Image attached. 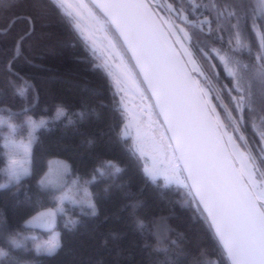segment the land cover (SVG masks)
<instances>
[{"label":"snow or ice","instance_id":"snow-or-ice-1","mask_svg":"<svg viewBox=\"0 0 264 264\" xmlns=\"http://www.w3.org/2000/svg\"><path fill=\"white\" fill-rule=\"evenodd\" d=\"M87 19L106 29L102 55L85 27ZM58 22L66 23L72 39L79 35L85 41L91 68L60 72L53 67L52 75L37 80L21 58L31 64L24 57L28 51L63 64L64 42L48 30ZM0 31L10 38L0 43V112L8 114L0 118L7 128L0 199L13 208L43 209L25 224L50 233L47 239L22 235L0 211V264L55 260L65 250V233L56 227L62 224L67 233L94 241L101 224L113 221L120 222V230H109L95 251L114 259L89 258L86 264H222L202 260L208 252L226 255L230 264H264V0H92L91 5L85 0H0ZM113 67L122 70L123 79L114 81L120 91L148 93L154 101L147 110L151 136L143 121L128 113L123 96L118 105L113 99L123 127L112 123L113 109L103 99L89 107L91 97L109 90L99 72L112 78ZM54 85L66 86L79 100L78 119L64 124L73 136L84 137L75 145L63 143V137L45 144L38 135L53 132L67 117ZM42 97L45 104L53 102L50 117L47 107L38 110ZM117 127L121 132L113 141L109 133ZM21 133L26 138L17 140ZM122 137L132 141L127 152L138 186L132 175L122 179L129 169L107 156L116 146L124 150ZM52 151L70 152L79 165L73 169L65 161L49 160L46 169L40 167L37 153ZM69 177L74 178L69 182ZM101 182L104 187L93 191ZM172 186L175 199L162 191ZM150 191L164 205H157L158 212L167 214L154 210L146 223L138 212ZM109 196L116 211L90 226ZM176 204L186 216H176ZM172 219L177 227L169 223ZM138 239L144 241L140 262L131 251ZM18 250L32 253L31 258L22 260Z\"/></svg>","mask_w":264,"mask_h":264},{"label":"trees","instance_id":"trees-1","mask_svg":"<svg viewBox=\"0 0 264 264\" xmlns=\"http://www.w3.org/2000/svg\"><path fill=\"white\" fill-rule=\"evenodd\" d=\"M61 18L66 20L65 17H63V13L60 14ZM20 27V25L17 26V30ZM49 31H53L56 34V38L58 40H61L64 42L63 47V64H58L56 61L51 59L50 57H46L44 59H41L39 56L33 57L31 52L25 51L24 57H27L28 59L32 60L31 64H27L24 62V58H21V63L24 66V69L26 72H28L31 76H34L37 78V80L44 79L52 73L49 71L50 68L56 67L59 69L60 72H63L65 69H78L82 70L84 68H91V65L87 63L88 60H92L91 52L86 51L85 48V42L84 40L79 37V35L75 36V39L71 38V35L68 31L66 23H57L53 28L48 29ZM6 39H10L9 37H6V35L0 31V43H3ZM75 44V48L72 47V45ZM81 58V59H78ZM98 63V61H96ZM38 65H43V67H40ZM95 71V70H93ZM81 75H90L91 79H95V76H92L89 73L81 72ZM99 76H103V79L105 81L106 87L109 89L105 91L104 95L102 97H91L89 101V107L98 106L97 101L98 99H103L105 104L108 105L110 108L113 109L109 113L113 117L112 123L113 124H119L121 127H123L125 123V119L121 118L120 110L117 109L116 105L119 104V97L116 94L109 78L105 73L102 71L99 72ZM58 89L57 91V100L56 102L63 101L67 105V117L62 118V121L58 122L56 129L53 132L45 133L40 132L38 135L41 136L45 144H50L54 140H56L59 137H63V143L68 145H75L79 143L80 140L84 139V137H78L73 136L72 134V128L69 126L68 128L64 127V124L66 123L68 118H71L73 120L78 119V117L75 115V113L79 110L80 104L79 100L76 96V94L69 90L66 86L61 85H54ZM78 91V90H77ZM113 99L116 101V105L113 104ZM19 105H16L13 107V110L15 111ZM47 107L48 112L47 115L50 117L54 114L55 108L53 106V102L49 101L47 104L44 103V98H41V102L38 106L39 109H43ZM8 114L0 112V118H7ZM39 118L38 116H34V119ZM13 123H19V120H16L13 118ZM121 127H117L114 129V131L110 132L109 135L112 137V140L115 141L117 136L121 132ZM7 132L6 126L0 125V152L3 151L2 147V141H3V134ZM26 133H21L17 135L15 138L17 140L21 138H25ZM123 140H127V144H122V147L124 150H121V146H116L113 148V150L109 153H107L108 158L116 160L121 167H127L129 171H126L122 179H126L129 175H132L133 177V185L138 186L141 181L138 177V175H134V170H132V165L129 163L130 153L127 152V149L131 146V142L128 138H122ZM86 148V145L81 146V151H83ZM37 156L40 161V167H43L46 169L47 163L49 160L52 159H59L63 160L69 164L72 165L73 169H75L79 165V161L76 158H70L72 154L70 152H55L52 151L50 153H37ZM0 167H3L2 164H0ZM74 177H69V182ZM3 177L0 176V182H2ZM159 183L162 184L161 181ZM104 187V183H98L95 185V187L92 189L93 191L100 190ZM2 191V190H0ZM166 194L169 195L170 199H175V186H172L171 191L169 189H162ZM146 207L142 208L138 212V216L145 220L147 223L150 217V214L156 210L157 214H167L165 213H159L157 209V205L160 207H163L164 205L159 201V197L157 196L156 191H150L146 194ZM49 205H46L48 207ZM117 205L113 202L112 197L109 196L106 201L102 202L99 206V216L96 219L90 220L89 224L96 225L100 224V222L103 220V217L105 215H110L116 211ZM43 209L37 207L34 211L30 210L25 207H15L13 208L11 204H8L5 206L2 199H0V211L4 213L5 216L8 217L9 222L12 224L14 230L19 231L22 235H36L39 238L47 239L50 233L48 231H41L38 229H32V228H26L24 227V223L26 220L31 218V216H34L37 211H42ZM174 211L176 216H182L187 215V211L185 208L181 207V205L176 204L174 206ZM77 214V213H76ZM75 213L73 215H76ZM169 223L173 227H177V222L175 219H172L169 221ZM150 226V225H149ZM121 227L120 222L113 221L108 224H101L99 232L96 234L95 240L89 239L87 236L80 237V236H74L72 234H69L66 232V230L63 229L62 224L59 227H56L57 232L64 231V243H65V250L61 253L59 257H57L55 260H45L43 264H86V262L91 258L92 261H96L99 259H103L105 261H112L114 257L109 255H97L96 249L100 248V241L101 239L106 236L109 232V230L113 231H119ZM183 227L182 225L180 226ZM131 235V232H130ZM150 243H155L154 238H149ZM111 243V241H110ZM144 241L142 239H138L136 241V245L132 247L131 251L133 256L135 257V260L137 262L142 261L143 257L140 253V247L143 245ZM3 246V241L0 240V247ZM31 246V243L29 242V247ZM17 255L23 260V259H29L32 256V253H25L23 250H18ZM202 260H207L209 262L216 261L221 262L222 264H229L227 261V258L224 254H220L218 252H208L203 257H201Z\"/></svg>","mask_w":264,"mask_h":264},{"label":"rangeland","instance_id":"rangeland-1","mask_svg":"<svg viewBox=\"0 0 264 264\" xmlns=\"http://www.w3.org/2000/svg\"><path fill=\"white\" fill-rule=\"evenodd\" d=\"M73 2H74V0H69V3H73ZM85 2L89 5H91L87 0H85ZM69 11H71V9H69ZM94 11L96 12L97 19L100 20L101 24H102L103 17L96 10H94ZM84 24H85V27L91 32V34L96 39L99 54L102 55L103 50L108 45V41L105 39L106 29L104 27H101L99 24H96V22L91 20V19L85 20ZM100 62L101 61H98V63H100ZM111 71L113 73V77L112 78L108 77V78H109L116 94L119 97V101L121 99V96H123L124 97V104L127 106L128 113H130L131 115H134L138 120H142L144 123L145 133L147 135L151 136L152 127L150 124L149 112L147 110L149 109V105L153 102L147 98L148 93H146L144 96H141L139 93L135 92L134 90H129L127 88H125L123 91H120L116 86H114V81L116 79H121V80L123 79L122 74H121L122 70L118 67H113V68H111ZM121 87H123V85H121ZM151 119L154 120L155 116L152 115ZM157 127H158V125H157ZM25 138H26V136H25ZM122 138H127V137H122ZM129 140L132 144L131 139H129ZM2 145H3V141H2ZM52 160H59V159H52ZM161 182L163 183L162 180H161ZM78 211L79 210L77 209V210H75V212H72V214H74V213L76 214V213H78ZM24 227L32 228V229H38L41 231H48L47 229L40 228V227H33L32 225H26L25 223H24Z\"/></svg>","mask_w":264,"mask_h":264},{"label":"water","instance_id":"water-1","mask_svg":"<svg viewBox=\"0 0 264 264\" xmlns=\"http://www.w3.org/2000/svg\"><path fill=\"white\" fill-rule=\"evenodd\" d=\"M90 4H92V0H87ZM101 16H102V14L99 12V10L98 9H95ZM148 95H150V94H148ZM153 103H154V101H152ZM226 256V255H225ZM226 258H227V261H228V263L230 264V262H229V260H228V257L226 256Z\"/></svg>","mask_w":264,"mask_h":264}]
</instances>
